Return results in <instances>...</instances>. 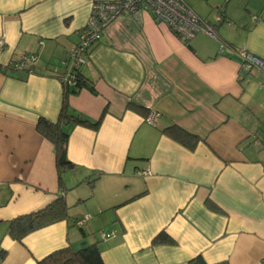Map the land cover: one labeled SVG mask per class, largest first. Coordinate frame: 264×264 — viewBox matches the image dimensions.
Segmentation results:
<instances>
[{
  "label": "crops",
  "instance_id": "1",
  "mask_svg": "<svg viewBox=\"0 0 264 264\" xmlns=\"http://www.w3.org/2000/svg\"><path fill=\"white\" fill-rule=\"evenodd\" d=\"M185 1L217 39L200 32L184 41L149 9L102 29L79 67L94 91L67 95L69 110L101 122L70 127L73 167L63 169L62 189L36 122L58 117L61 61L90 2L0 0V264H36L91 243L104 264H188L197 255L208 264H264V73L240 78L239 55L218 50L223 41L264 59V0ZM22 53L37 54L34 72L1 69ZM150 109L160 113L153 124ZM171 124L197 134L195 147L167 135ZM60 196L70 220L90 215L81 228L64 219L21 241L8 235L10 219ZM161 231L171 243L152 242Z\"/></svg>",
  "mask_w": 264,
  "mask_h": 264
},
{
  "label": "built area",
  "instance_id": "2",
  "mask_svg": "<svg viewBox=\"0 0 264 264\" xmlns=\"http://www.w3.org/2000/svg\"><path fill=\"white\" fill-rule=\"evenodd\" d=\"M89 15L85 25L78 32V41L66 53L61 61L64 71L59 75L62 84L73 86L79 74V67L87 62L89 53L95 43L100 39V34L105 25L122 13H129L140 16L141 12L149 9L154 18L166 24L171 30L184 41L189 40L197 33L203 32L212 38L217 39L213 24L202 19L194 12L185 0H89ZM256 19L255 16L252 17ZM223 17L217 13L215 23H220ZM5 43V39L0 36V51ZM230 50L241 58L238 71L240 78H245L256 72L264 73V59H261L248 52L244 46H229L221 41L219 52L224 53ZM37 54L22 53L19 57L9 61L2 70L10 73L34 72ZM160 115L158 111L150 109L145 121L153 124L154 119ZM147 175L148 172L144 171ZM89 214L78 216L74 224L82 227L89 219ZM110 234L101 233L102 238H107Z\"/></svg>",
  "mask_w": 264,
  "mask_h": 264
},
{
  "label": "trees",
  "instance_id": "3",
  "mask_svg": "<svg viewBox=\"0 0 264 264\" xmlns=\"http://www.w3.org/2000/svg\"><path fill=\"white\" fill-rule=\"evenodd\" d=\"M89 88L94 91V86L91 82L85 79L80 73L77 76L76 83L73 86H66V94L63 97L58 117L55 121H51L45 117H39L36 122V130L42 136L50 141L54 151L55 165L58 171V182L60 188H64L62 178L63 169L72 168L73 164L66 156V143L71 126L82 125L97 129L101 122V117L95 121H91L86 117L81 116L79 113L69 110L67 95L69 93H77L82 88ZM134 110L142 112L140 106H130ZM167 135L182 143L183 145L194 148L200 137L184 129L176 124H171L163 130ZM208 207L216 210V206L207 201ZM68 205L63 196L54 199L52 202L36 211L24 213L15 216L7 223L8 235L16 240L21 241L27 234L54 223L59 220L69 219ZM77 218V217H76ZM70 220L74 223L75 219ZM75 225V224H74ZM79 227V226H78ZM81 228V227H79ZM81 230V229H80ZM153 243H171L172 239L164 233L159 232L152 240ZM2 257V254L0 258ZM36 264H104L100 255V249L97 243L82 244L78 249H73L69 246L56 249L40 260ZM188 264H208L201 255H197L188 261ZM212 264H228L227 261H219Z\"/></svg>",
  "mask_w": 264,
  "mask_h": 264
}]
</instances>
